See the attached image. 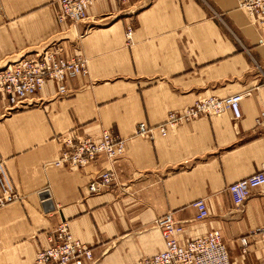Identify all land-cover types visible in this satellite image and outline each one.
I'll return each instance as SVG.
<instances>
[{
  "label": "crops",
  "instance_id": "crops-1",
  "mask_svg": "<svg viewBox=\"0 0 264 264\" xmlns=\"http://www.w3.org/2000/svg\"><path fill=\"white\" fill-rule=\"evenodd\" d=\"M57 1L0 0V67L55 42L89 66L64 97L50 83L29 108L0 104V162L22 196L0 207V264H36L64 221L92 247L94 264H139L164 249L156 222L168 213L185 227L182 241L219 230L233 264H264L261 237L250 238L245 256L240 243L264 227V196L256 190L236 207L227 192L264 164V130L256 126L264 112V26L237 0H98L86 20L60 27ZM239 93H249L239 121L225 112L152 141L135 137L139 123L156 126L198 100ZM104 130L127 139V151L113 187L89 195L106 159L82 172L57 168V138L99 140ZM202 199L210 215L198 221Z\"/></svg>",
  "mask_w": 264,
  "mask_h": 264
},
{
  "label": "built area",
  "instance_id": "built-area-1",
  "mask_svg": "<svg viewBox=\"0 0 264 264\" xmlns=\"http://www.w3.org/2000/svg\"><path fill=\"white\" fill-rule=\"evenodd\" d=\"M98 0H58L54 14L58 25L70 23L77 26L89 17V12ZM258 27L264 26V0H237ZM129 43L131 35L127 34ZM89 74L88 59L77 52L69 51L62 42H55L40 53L28 54L17 61H8L0 67V104L8 112H18L33 105L32 100L47 84L57 87L59 97L68 94L71 81ZM249 93H239L226 98L209 97L196 101L194 105L180 111H172L166 120L156 126L139 123L135 137L149 141L156 134L166 136L170 130L189 124L197 119L229 112L234 121L243 117L242 101ZM256 126L264 130V112L256 119ZM60 151L54 166L70 171H85L95 167L100 158H105L109 168L100 171L87 185L89 195L110 190L117 180L115 166L124 159L127 139L104 130L100 139L80 137L68 133L57 138ZM256 190L264 196V164L255 174L233 183L227 188L233 204L241 207ZM22 196L15 190L5 164L0 162V207L20 201ZM197 220L203 221L210 215L207 200L195 204ZM161 230L164 249L151 257H144L139 264H233L230 253L219 230H211L204 236L182 241L186 233L181 222L168 213L157 220ZM251 237H261L264 243V227L252 235L240 239L241 253L248 254ZM95 257L90 245L77 240L71 233L69 223L58 225L51 237L50 247L36 253V264H94Z\"/></svg>",
  "mask_w": 264,
  "mask_h": 264
},
{
  "label": "water",
  "instance_id": "water-1",
  "mask_svg": "<svg viewBox=\"0 0 264 264\" xmlns=\"http://www.w3.org/2000/svg\"><path fill=\"white\" fill-rule=\"evenodd\" d=\"M43 199L45 198H48V195L46 193H44L42 196H41Z\"/></svg>",
  "mask_w": 264,
  "mask_h": 264
}]
</instances>
